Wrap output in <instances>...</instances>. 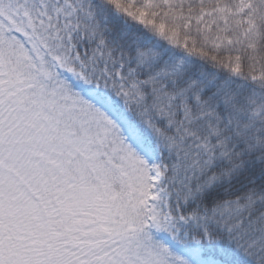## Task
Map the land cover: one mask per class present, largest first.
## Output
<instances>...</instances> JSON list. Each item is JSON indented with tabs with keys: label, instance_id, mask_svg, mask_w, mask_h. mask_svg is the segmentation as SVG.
Masks as SVG:
<instances>
[{
	"label": "snow or ice",
	"instance_id": "1",
	"mask_svg": "<svg viewBox=\"0 0 264 264\" xmlns=\"http://www.w3.org/2000/svg\"><path fill=\"white\" fill-rule=\"evenodd\" d=\"M0 264H264V0H0Z\"/></svg>",
	"mask_w": 264,
	"mask_h": 264
}]
</instances>
